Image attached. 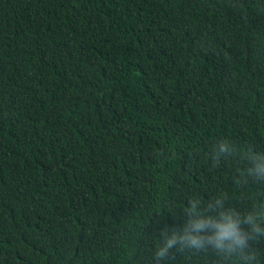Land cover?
<instances>
[{
	"label": "trees",
	"instance_id": "16d2710c",
	"mask_svg": "<svg viewBox=\"0 0 264 264\" xmlns=\"http://www.w3.org/2000/svg\"><path fill=\"white\" fill-rule=\"evenodd\" d=\"M222 139L264 151V0H0V264H230L156 255L264 201Z\"/></svg>",
	"mask_w": 264,
	"mask_h": 264
},
{
	"label": "clouds",
	"instance_id": "9594fccd",
	"mask_svg": "<svg viewBox=\"0 0 264 264\" xmlns=\"http://www.w3.org/2000/svg\"><path fill=\"white\" fill-rule=\"evenodd\" d=\"M214 157L232 155L247 163L242 176L252 177L264 185V151L251 145H240L222 139L213 147ZM184 220L179 229H170L163 235L156 255L164 256L173 247L207 251L213 249L230 264H258V253L250 251L249 240L254 234H264V201L241 211L225 207L222 198L202 202L194 197L185 207ZM247 230H246V228Z\"/></svg>",
	"mask_w": 264,
	"mask_h": 264
}]
</instances>
